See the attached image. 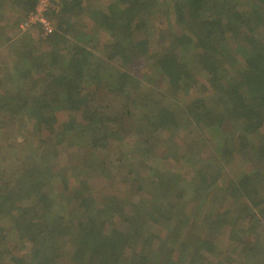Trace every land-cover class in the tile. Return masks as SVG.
<instances>
[{"label": "trees", "instance_id": "1", "mask_svg": "<svg viewBox=\"0 0 264 264\" xmlns=\"http://www.w3.org/2000/svg\"><path fill=\"white\" fill-rule=\"evenodd\" d=\"M160 1H64L52 34L32 30L13 51L7 81L0 78V114L24 115L55 142L35 146L49 160L80 148L75 170L56 173L43 157L5 193L0 187V232L8 233L0 235L2 261L65 264L66 242L69 264H233L238 249L239 264H264V0H165L166 11L150 14V35L135 40L145 30L143 11ZM23 3L20 24L35 0ZM83 14L92 24L77 29L73 18ZM100 32L122 68L97 54ZM119 98V108L108 104ZM170 99L180 104V116L167 109ZM61 113L76 121L64 122ZM102 141L113 157L101 154ZM164 145L176 153H162ZM241 148L255 159L259 191L236 199L225 168ZM95 155L114 170L111 194L97 196L89 185L102 176ZM149 181L162 190L146 192ZM191 200L209 202L202 221L192 219ZM229 220L245 235L235 237ZM217 222L219 232L209 233Z\"/></svg>", "mask_w": 264, "mask_h": 264}, {"label": "rangeland", "instance_id": "2", "mask_svg": "<svg viewBox=\"0 0 264 264\" xmlns=\"http://www.w3.org/2000/svg\"><path fill=\"white\" fill-rule=\"evenodd\" d=\"M23 1L24 0H0V78H3L5 82L7 81L6 76L10 73L11 64L14 61L13 51L17 49V46L18 44H20V41L22 39L28 38V37L31 38V36H34L35 34V32H33L32 29H29L27 30L26 33L22 34V31L19 29V24L22 18L24 17V14L26 11L24 10L26 6L24 5L25 3H23ZM151 1L152 3L154 2V0H151ZM148 2L150 4V0H148ZM161 2H165V0H161L156 7L151 5V9L153 10L150 11V7H149L147 10L143 11L145 30L138 31L134 35L135 40L143 38L144 34L150 35V26H151L150 25V16H151L150 14H152L153 11H155L157 8H160L159 9L160 11H166L168 9L166 7L168 4L161 3ZM60 10L57 13H51L48 15L49 19L52 21V24L54 23L53 16L59 14ZM156 16L157 14H155L154 17L156 18ZM73 19L76 22L75 25L77 29H80V28L87 29L92 24V22L90 21L91 19L87 18L86 14H83V16H80L79 21H76L75 18ZM151 22H153V20H151ZM98 37H97L98 42H95V44H98L99 47L102 46L103 50L101 49V51H98L97 54L100 56L99 53L103 52L104 54L102 56L107 55L106 56L107 59H111V61L115 63L114 65L118 66V68H122L121 59L117 57L116 55L113 56L111 53L113 51V48L111 49L109 47H106V45H109V43L107 42L110 40V37L103 32H100L98 34ZM93 42L94 40L91 41L90 44H93ZM175 59H176V56H175ZM200 79H201V82L205 83L203 80V77H201ZM204 79L207 80V78H204ZM13 86L14 88H16L18 84H13ZM180 95H178V98L181 99L183 96H180ZM112 99H115V98H112ZM108 104L112 105L114 108H119L123 104V100L120 98L118 100H113V101L109 100ZM179 105L180 104H178L176 100L174 99H170V101L167 103V109H170L169 112H173L174 118L177 116H180L181 108ZM61 115H62V119H64L63 121L66 123L67 121H69L70 123H73V121H76L75 118L70 119V117L66 114L61 113ZM81 119L84 120L85 116ZM217 121L221 123L223 119L219 118L217 119ZM50 141L51 139L43 137V134L42 135L39 134L37 130L34 128V126H29L27 122V118H25L24 115L22 114L15 115L13 114V112L8 113V114H3V115L0 114V187L4 193L8 190L9 187L15 186L17 181L21 179V177H23L24 171L26 172L27 170L29 171L36 170L35 163L40 164L44 160L49 161V163L52 164L53 167H55V171L57 168L59 169L62 167H66V168L68 167V168H72L73 170H75L73 168V165H75V167L77 168V164H79V162L72 161V159H74L73 158L74 152L79 151L76 149L80 148V146L77 145L76 148H72V149L69 148L67 149V151H64V153L62 149L61 151H59V155L57 158L49 160V155L47 154V151L45 152V154L43 150L38 152L35 146L36 144L40 145L42 142H50ZM54 143L50 142V144H54ZM87 144L88 143L83 141L82 144L80 145L82 148L84 146L87 148ZM101 144L105 145V142L102 141L100 142V145ZM109 145L110 143L106 142L105 146L107 147L102 148V149H106L107 151L103 150L104 152L102 151L101 154L104 155L107 152L110 155V157H113L114 153L109 147ZM89 149L90 147H88V150L84 151L83 153L86 156L84 157L86 159L90 158ZM109 150L112 153H110ZM161 151L162 153L167 151L169 155L171 154L174 155L176 153L175 148L169 147L166 145L162 147ZM28 152H30V154ZM43 157H45V159L41 160V158ZM95 157H96L95 164L97 163L96 165L99 166V168L97 169L100 170V173L102 174V176L100 177L99 180H90L89 185L96 186L95 191L98 194L97 196H102L104 193L111 194L115 192L113 189L114 184L112 183V182H115V180L112 177L114 170H111L110 168L111 164L106 167H103V160L101 158L102 156L98 158V156L95 155ZM114 157L116 159V156ZM254 161L255 159L251 156L250 152L248 153L246 149L241 148L240 150L235 151L234 159L230 167L225 168V172L229 176L227 179L228 181H226V188L230 194L235 195L233 196L234 198L239 199L241 198L240 197L241 195L246 196L247 194L255 193L256 190L259 191L257 189V184L253 183V177L256 176L255 173H252L253 168H254V165H253ZM240 179L242 182H240ZM146 182H147V179H145V183ZM149 184H150V181L148 182V185L145 184L146 192L150 191L153 194H156V193L158 194L162 190V188H160L161 185L160 186L158 185L157 187H155L154 186L155 184H153V186ZM254 184H255V187H253ZM120 196L121 195H119L118 197ZM191 196L192 195H190L189 197ZM117 199L121 204L122 199L121 198L120 199L117 198ZM145 200L150 206V200L148 201L146 196H145ZM203 201L204 200H202V202H199V203L202 204ZM190 202H191V205L188 206V211L191 213L192 219L198 218V220L201 219L202 221L204 218L202 215L209 212V209L207 208L208 206H210L209 202L204 201L205 202L204 204H206L205 209H202L200 207V204L194 200H191ZM247 202L250 205H252V202L250 199L249 200L247 199ZM157 204L158 206H162L163 201L158 200ZM253 208L255 209V206ZM199 209L200 210L202 209L201 216H198L200 213ZM160 211L163 216H167L168 213L165 209L161 208ZM237 223L238 222H235V220H229V227L233 230L235 237H237L238 235L244 236L245 231L243 230V228H240L241 225L238 226ZM124 229H125L124 227H121L122 231L120 230L118 235L125 237ZM188 230L185 231L186 235L184 237L186 243L192 240V235ZM211 232L212 233L219 232L218 222L214 224V226L212 227V230L209 233ZM146 233L148 235L147 240L150 243V238L151 240L153 239V232L150 233V230L146 229ZM0 235L7 236L8 233L1 231ZM239 236L237 238H240ZM157 244L158 242L154 241V247H156ZM224 245L225 246L227 245L226 241ZM63 247H64L63 262L65 264H69V260L71 259V254H72V248L66 242L64 243ZM209 247H211V245H209ZM16 248H17V245L15 244L14 249ZM148 248L150 249V247ZM229 249L232 250L231 248ZM206 254L209 256V253H206ZM243 255L244 254H242V249L241 250L238 249L237 251H235L234 254L231 253V257L235 261V263L233 264L241 263L244 259ZM223 258L224 257L222 256L221 259ZM213 259L216 260V258H213ZM0 264H11V263L8 260L2 261L0 259Z\"/></svg>", "mask_w": 264, "mask_h": 264}, {"label": "built area", "instance_id": "3", "mask_svg": "<svg viewBox=\"0 0 264 264\" xmlns=\"http://www.w3.org/2000/svg\"><path fill=\"white\" fill-rule=\"evenodd\" d=\"M67 0H35L34 9L26 16L19 25L22 34L27 30H39L43 35H50L54 32V26L49 19V14L57 13L62 7V3Z\"/></svg>", "mask_w": 264, "mask_h": 264}]
</instances>
